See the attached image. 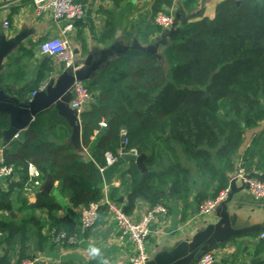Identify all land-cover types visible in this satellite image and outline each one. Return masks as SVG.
I'll list each match as a JSON object with an SVG mask.
<instances>
[{"label":"trees","instance_id":"1","mask_svg":"<svg viewBox=\"0 0 264 264\" xmlns=\"http://www.w3.org/2000/svg\"><path fill=\"white\" fill-rule=\"evenodd\" d=\"M173 1H153L151 22L136 34L142 41L162 32L153 17L166 13ZM200 1L204 0H182V5L190 10ZM106 33H111L110 25ZM104 63L93 73L94 79L84 83L94 103L80 117L81 143L52 108L6 145L4 164L20 175V182L6 192L0 190V212L7 214L5 221L0 220V244L18 243L22 248L32 239L41 250L48 242L56 245L51 230L73 234L74 222L57 215L60 208L51 196L38 194L30 205L21 199L26 167L33 164L42 180L50 177L58 184L73 208L84 209L103 196L93 163L104 166L105 152L118 155L121 130L126 132L125 151L144 154L147 169L142 173L131 163L126 172L125 214L137 200L152 207L168 199L184 202L192 193L199 206L226 188V174L234 170L245 131L264 122V0H224L212 19L176 27L159 45L158 53L128 49ZM43 78L41 73L34 85L20 92L21 97L37 91ZM106 119L109 122L102 133L100 123ZM7 127L8 118L0 113V136ZM94 131L99 134L92 142ZM263 152L264 132L242 156L248 174L254 168L253 158L259 157V167ZM116 194L112 190L108 198L116 202ZM21 252L20 262L33 258ZM0 264H7L6 259L0 258Z\"/></svg>","mask_w":264,"mask_h":264},{"label":"crops","instance_id":"2","mask_svg":"<svg viewBox=\"0 0 264 264\" xmlns=\"http://www.w3.org/2000/svg\"><path fill=\"white\" fill-rule=\"evenodd\" d=\"M153 1L118 0L116 3L114 0H76L84 7V18L74 23L71 32H64L66 22L54 21L49 15L35 17L32 0H3L0 4V45L11 42L14 44L9 48L0 67V92L24 103L30 96L21 97L22 91L34 85L41 73L44 78L40 87L46 83L55 85L56 80L65 73V70L56 59L40 54L39 45L47 40L62 37L69 40L74 51V61L78 65L75 71L84 69L83 60L90 53H97L93 59V63H96L99 59L98 51L110 46H115L117 49L124 47L132 49V45L137 43L142 48L157 46L154 54L158 53L159 45L165 43L164 31L150 36L147 42L136 35L137 32H144L151 22ZM223 1L204 0L194 5L192 9L186 10L182 0H174L172 6L167 8V12L173 16L178 27L188 21H198L205 17L212 19L216 6ZM5 20L9 23L8 28L2 25ZM109 25L111 33H106ZM128 34L133 36L125 40ZM105 35L107 37H104ZM112 56L107 57L106 62ZM75 71L69 70L68 75H72ZM93 79L92 74L86 83ZM69 100L70 89L69 94L63 97L67 108H69ZM91 100L90 106L94 103L93 97ZM262 132H264V122L245 131L242 145L234 157V167L239 160H242L252 140ZM75 141L77 142L76 139ZM78 141L80 142V137ZM3 145L5 143L1 135L0 147ZM81 151L87 157L89 156L86 148H82ZM119 151L120 147L118 153ZM261 156L263 157L259 167H256L259 157L253 158L254 168L250 175L264 181V152ZM131 163L119 159V162L111 168L96 166L93 163V171L102 183V193L105 189L108 190V194L116 190L115 203L121 209L128 205L129 175L126 172ZM231 173L226 174L227 179ZM45 181L46 179L40 178L38 187L33 193L23 192L21 199L28 205L34 204L38 194L45 193L42 191ZM19 182L20 175L15 173L2 181L0 190L6 192L10 186ZM46 194L51 196L59 206L57 215L73 221L76 226L75 232H79L78 220L82 208H73L67 198L60 193L56 182H52V189ZM194 196L195 193L189 194L184 202L170 199L166 201L167 214L157 219L152 225L151 234L146 239V250L150 259L163 249L169 251L175 244L194 235L201 227L214 225L217 234L209 240L210 248L206 252L214 256L215 264H264V238H261V234L264 233V199L254 200L245 186L235 183L224 205L217 208L211 215L198 218V206L193 201ZM168 202L174 206L169 207ZM17 205L20 206L17 203L16 207ZM150 207L149 202L137 200L126 215L136 221ZM6 218L7 214L0 212V220L5 221ZM17 218H22V215ZM78 235L80 243L76 247H59L48 242L46 246L43 245L41 250H38L35 246L36 241L32 239L22 248L18 243L9 245L2 242L0 258H5L7 264H19L24 257L21 252L23 250L26 257L38 258V264H129L132 251L130 243L116 231L107 213H100L94 227L85 234L78 233ZM91 247L100 250L95 258L89 252Z\"/></svg>","mask_w":264,"mask_h":264},{"label":"built area","instance_id":"3","mask_svg":"<svg viewBox=\"0 0 264 264\" xmlns=\"http://www.w3.org/2000/svg\"><path fill=\"white\" fill-rule=\"evenodd\" d=\"M2 1L3 0H0V4ZM32 6L35 17L49 15L54 21L66 22L64 32H71L74 23L81 21L85 15L84 7L80 3H77L76 0H32ZM174 22V18L169 12H160L153 17V24L161 28L164 32L170 31L174 26ZM2 25L4 28H8L9 23L5 20ZM39 52L41 55L56 59L58 63L63 66V69L71 71L76 70V68H74L73 48L69 40L64 37L42 42L39 45ZM44 88L45 85H42L38 90L40 91ZM35 92H33L31 96H33ZM91 99L92 96L84 82L75 81L71 85L69 109L75 113L78 122L80 121L82 113L89 109L92 101ZM103 127H106V125L102 121L100 123V128ZM98 134L99 131H94L93 135L90 137V141L93 142L95 136ZM120 135L121 137H125L124 145H126V132L121 130ZM18 137L19 134L15 135L14 139H18ZM5 149L6 145L0 147V184L13 175V168L4 164ZM127 153L135 156L138 155L135 150H130ZM103 157L105 161L104 168L114 167L119 162L120 151L117 156L111 152H105ZM26 176L27 182L23 190L25 193L30 194L38 187L41 173L33 164H28L26 167ZM235 183L245 186L254 200L258 201L264 199V181L248 174L243 168L242 160H239L233 172L228 177V185L226 188L222 189L214 198L204 200L197 207L198 218L211 215L218 207L225 203L230 195L231 185ZM102 195L101 200L92 202L86 208L82 209L78 220L79 232H74L69 235L65 232L51 230L49 235L52 242L59 247L78 246L80 243L78 233L83 235L91 230L97 222L100 211L105 209L116 231L127 238L130 243L132 251L129 257V264H146L149 259L146 250V239L151 234L152 225L157 219L167 214L168 208L166 203H158L150 207L135 221L127 216L115 202L108 198V190L105 189ZM2 237L3 234L0 231V240ZM261 238H264V233L261 234ZM38 262V258H25L20 264H38ZM214 262V256L206 252L195 264H213Z\"/></svg>","mask_w":264,"mask_h":264},{"label":"water","instance_id":"4","mask_svg":"<svg viewBox=\"0 0 264 264\" xmlns=\"http://www.w3.org/2000/svg\"><path fill=\"white\" fill-rule=\"evenodd\" d=\"M175 25L176 22H174V26ZM173 30L174 27H172L170 31L165 32V35H163L164 41ZM164 41L162 43H164ZM13 44L14 43L11 42L0 45V67L6 58L9 48L12 47ZM128 49L129 48L127 47L117 49L115 46H110L106 49L99 50V59L96 63H93V59L97 53H90L83 60V70H77L72 75H68L69 70L64 69L65 73L56 80L55 85L52 86L48 83L44 84L45 88L43 90L36 91L35 94L30 96V98L24 103L19 102L14 97L5 96L0 92V113L6 115L8 118V127L2 132L5 145L11 142L15 135L24 132L35 117L50 108H54L57 114L65 119L72 129V135L78 141L80 137L79 122L75 113L64 104L63 97L66 96V94H69V89L75 81H88L90 76L96 72L104 62H106L107 57H110L113 54H123L128 51ZM132 49L154 53L157 46L142 48L137 43H134ZM77 67L78 65L75 63L74 68ZM212 76L213 74L211 77ZM108 122L109 120L107 119L103 121L105 125H107ZM105 128L106 127L101 128L102 133L105 132ZM124 141L125 137H120V159L134 163L142 173L147 172V169L144 166L146 156L144 154L135 156L127 153L125 151ZM51 189L52 179L47 177L42 191L49 193ZM222 205H224V203ZM168 206L171 207L174 205L168 202ZM10 216L11 218H14L15 213L11 212ZM216 234L217 232L215 231L214 225L201 227L194 235L186 237L180 243L175 244L169 251L163 249L159 253L153 255L152 259L149 258L147 260L146 264H195L210 248L208 242L213 236H216Z\"/></svg>","mask_w":264,"mask_h":264},{"label":"clouds","instance_id":"5","mask_svg":"<svg viewBox=\"0 0 264 264\" xmlns=\"http://www.w3.org/2000/svg\"><path fill=\"white\" fill-rule=\"evenodd\" d=\"M89 252L92 255V257L95 258V257H97L99 255L100 250L98 248H96V247H91L89 249Z\"/></svg>","mask_w":264,"mask_h":264},{"label":"rangeland","instance_id":"6","mask_svg":"<svg viewBox=\"0 0 264 264\" xmlns=\"http://www.w3.org/2000/svg\"><path fill=\"white\" fill-rule=\"evenodd\" d=\"M196 5H197V4H196ZM196 5H195V6H196ZM173 27H174V29H175V28H176V25H175V26H173ZM62 67H63V66H62ZM85 86H86V85H85Z\"/></svg>","mask_w":264,"mask_h":264}]
</instances>
